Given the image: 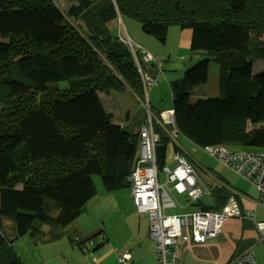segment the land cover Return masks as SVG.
I'll list each match as a JSON object with an SVG mask.
<instances>
[{
	"label": "trees",
	"instance_id": "trees-1",
	"mask_svg": "<svg viewBox=\"0 0 264 264\" xmlns=\"http://www.w3.org/2000/svg\"><path fill=\"white\" fill-rule=\"evenodd\" d=\"M70 1L62 11L53 0H0V264H23L13 248L21 238L59 239L53 229L72 224L97 196L95 176L106 193L131 189L140 130L116 124L99 94L127 88L144 102L148 78L138 72L140 47L112 32L116 19L137 20L161 43L172 25L191 32L190 52L203 60L170 83V131L202 150L264 149V126L256 127L264 122V71L253 72L264 57V0ZM211 61L218 96L194 99ZM155 132L171 143L157 124ZM200 181L214 205L198 200L199 210L219 211L234 196L223 182Z\"/></svg>",
	"mask_w": 264,
	"mask_h": 264
},
{
	"label": "crops",
	"instance_id": "crops-1",
	"mask_svg": "<svg viewBox=\"0 0 264 264\" xmlns=\"http://www.w3.org/2000/svg\"><path fill=\"white\" fill-rule=\"evenodd\" d=\"M182 34L184 41H182V47L179 49V52L181 55V51H184V55L181 57L187 55L188 47H190V44L188 46V42L185 40L191 41V32L189 34L186 33V35L185 33ZM136 40L138 41V37ZM149 44L151 45V43ZM137 46L157 59L158 63H161V67L164 66L162 63L164 62V57L157 50H148L140 42H137ZM198 57L201 58L200 56ZM142 67L144 77L148 79L156 78L158 80L157 87L146 89L145 97H151L152 94L154 97H159L157 100L159 105L152 104L150 101L149 104L153 112L157 114L158 112H163L164 110H161L160 98L168 96L166 84L170 88V83L174 80H169L171 78L165 75L169 71L168 69L165 71L164 67L166 68V66L163 67L164 72L160 76H157V72L161 68H158L157 65L144 63ZM169 67L174 69V65ZM165 80H167V83ZM207 85L193 88L190 91L193 96L192 98L206 97L209 94L208 89H206ZM101 99L104 106L109 107L107 110L113 114L116 124L120 126L129 125L132 129L140 130L144 123L143 116L141 115L144 109L140 98H136L140 103L138 110L129 108L127 103L121 101L119 97H101ZM172 107L169 109H172ZM249 128H252V126L249 125ZM184 139L186 138L184 137ZM186 140L189 141L188 139ZM176 145L179 146L181 153L188 158L196 174L202 181L209 178L213 181L215 180L217 183L222 184L223 182L225 184L236 196L242 214V218H228L224 222L222 233L217 238L209 240L204 244L188 247L182 241H178V248L175 251L176 264H232L237 257L248 251H253L259 264H264V245L259 242V235L254 221L246 216L249 211H253L256 220L264 222V206L256 205L254 202L256 198L235 189L220 174L208 169L200 171L196 163L186 155L183 146L179 142ZM233 173L235 174V172ZM202 186L206 188L203 182ZM206 190L209 192L207 188ZM123 193L118 192V208L111 209L110 207V210H106L103 208L105 206H102V200L108 198L105 194L109 193L98 191L97 196L87 204L85 212L78 219L65 228L53 229L52 232L54 234H61V237L57 240H52L49 235L39 239L24 237L17 240L18 242L16 243L19 244L21 252L15 248V244H13V248L20 261L23 264H91L90 257L92 254V256L97 258V264H118L119 257L124 252H129L133 264H161L159 256L155 251V243L149 235L148 216L139 214L136 210L131 198V189ZM202 196L199 199L200 201ZM184 198L186 199L184 206H181L177 202L178 205L168 210V213L184 214L199 210L200 207L195 205L199 201L194 205H188L189 199ZM97 209L100 212L96 216V220L99 221L100 218L106 217L105 221L102 222L103 227L97 226L96 220L92 218L93 212ZM114 214L117 215L116 218L112 216ZM99 233H102L99 238L85 242L87 238L97 236ZM102 238L105 239V245H100ZM75 239L85 243V247H88L90 253L89 256H86L77 247Z\"/></svg>",
	"mask_w": 264,
	"mask_h": 264
},
{
	"label": "built area",
	"instance_id": "built-area-1",
	"mask_svg": "<svg viewBox=\"0 0 264 264\" xmlns=\"http://www.w3.org/2000/svg\"><path fill=\"white\" fill-rule=\"evenodd\" d=\"M143 60L146 63H157V59L145 51ZM138 72L143 76L142 67ZM145 86L153 87L157 81L144 80ZM147 119L140 128V148L138 164L130 177L131 198L139 214L149 218V235L155 243V251L161 264H176L175 251L178 241L188 247L201 245L217 238L223 231L224 222L230 217L242 218L240 206L235 196L228 199L219 211L196 210L184 214H169L168 210L175 208L178 203L175 195L189 199L188 205H194L202 196V183L194 167L188 159L179 152L173 153L174 168L166 163L159 172L156 162V149L161 144L160 135L155 132V125L160 126L168 135L170 141L177 144V130H169L175 125L174 111L165 110L156 116L150 109L149 103L142 102ZM204 151L216 158L224 167L231 169L238 176L254 184L257 197L256 205L264 206V149H242L232 153L224 147H206ZM149 164L141 167L140 164ZM165 173V182H160L161 173ZM168 185H172L171 188ZM256 226L259 242L264 245V222L256 220L255 213L246 214ZM245 216V217H246ZM96 262V259H93ZM131 256L124 252L119 257V264H131ZM232 264H259L253 251H248L237 257Z\"/></svg>",
	"mask_w": 264,
	"mask_h": 264
},
{
	"label": "rangeland",
	"instance_id": "rangeland-1",
	"mask_svg": "<svg viewBox=\"0 0 264 264\" xmlns=\"http://www.w3.org/2000/svg\"><path fill=\"white\" fill-rule=\"evenodd\" d=\"M53 1L60 9H62V11H65L67 6L71 4L70 0H53ZM70 22L73 25H77V24H74L72 21ZM110 28L114 34L117 33L120 36H122V38L126 39L127 43L130 45V48L133 50L139 47L137 46V42L142 43L144 47L148 48V50H154V51L157 50L159 54H161L164 57V62L162 63L164 66H166V68L163 66L165 71H167V69L169 70L165 74L167 77L171 78L169 80H177V79L182 78L186 70L192 68L197 63H199L201 60H203V57L199 58L198 56H195V55L193 56L191 52L189 54L190 47H188L189 50L187 52V55L181 57L182 55H184V51H181V55L179 52V49L182 47V41H184V39L182 38L183 37L182 33H185V35L186 33L189 34L190 31L187 29L181 30L177 26H173V25L170 26L166 43H161L158 40H156L154 37L144 33L142 31L140 23L137 22V20L133 18L124 16L122 18L116 19V21L110 24ZM136 28H137V31H136ZM137 37H138V41L136 40ZM185 41L188 42V46H189L190 42L188 40H185ZM148 42L151 43V45ZM173 65H174V69L169 67ZM217 69H218V63L216 61H211L209 82L206 87V89H208L209 91L208 96H214V97L218 96V91H217L218 85H217V80H216ZM261 71H264V57H258L253 61V72L257 74ZM165 82L167 83V80H165ZM167 85L168 84H166V87L168 89V93H167L168 96L160 98L161 100L160 103L162 106L161 110H164V111L172 107L171 91ZM154 87H157V86H154ZM154 87H149L148 89L154 88ZM99 95H101V97H119L121 101H125L127 103L129 108L133 110L139 109L140 103L138 102L136 98H140V96L136 95L133 91L127 88H124L121 91H113V93L110 95H106L105 93H100ZM145 98H146L147 103H149L150 101L152 104L159 105V102H157L159 97H154L152 94L151 97H145ZM203 98H207V97H203ZM113 104H115V102H113ZM105 108L109 109V107L107 106ZM143 113H141V115ZM260 126H264V122H260L256 125L257 128H259ZM177 142H179L181 146H183V148L186 151V155L190 159H192L194 163H196L200 171L208 169L213 172H216L217 174H220L229 183V185H231L235 189L241 190L245 192L247 195L252 196L254 198L257 197L256 188L250 181L243 179L242 177L238 176L236 173L234 174L233 172H231L230 169L225 168L217 160H215L210 155H208L204 150H202L201 147L195 145L194 143L187 141L182 136H179ZM173 145L174 144L171 143L166 149V165L171 169H173L175 166L172 160V156L174 153ZM164 178H165V173L162 172L160 175L161 183L165 182ZM94 182H95V185L98 191H104L100 177L95 176ZM171 186L172 185H168L169 188H171ZM129 190L130 188H127V189L120 190L118 192L123 193ZM202 190L204 193L201 199L202 204H204L207 207H212L214 204L212 197L210 196L209 192L206 190L205 187H202ZM118 192L117 193L114 192V194H111V193L105 194L108 198L102 200V203H103L102 206H105L103 207L104 209L110 210V207L111 209L118 208V205H119V200L117 198V195H119ZM175 200L181 206H184L186 204V199L183 196H175ZM178 209H180V207H178ZM98 210L99 209L93 212L92 218H94V220H96V216L100 212V211L98 212ZM112 216L116 218L117 215L114 214ZM105 219L106 217L102 219L100 218L99 221L96 220L97 222L96 225L103 227L102 222H104ZM16 242L14 243L15 248L19 250V252H21V249L19 248V244ZM79 242L80 241L75 239L76 244ZM85 248L86 249L84 250L83 253L86 256H89L90 253L88 251V247L86 246Z\"/></svg>",
	"mask_w": 264,
	"mask_h": 264
},
{
	"label": "water",
	"instance_id": "water-1",
	"mask_svg": "<svg viewBox=\"0 0 264 264\" xmlns=\"http://www.w3.org/2000/svg\"><path fill=\"white\" fill-rule=\"evenodd\" d=\"M165 157H166V146L161 144L156 149V162L158 166L159 172L163 170V166L165 164ZM141 167H149V164L143 163L140 164Z\"/></svg>",
	"mask_w": 264,
	"mask_h": 264
},
{
	"label": "clouds",
	"instance_id": "clouds-1",
	"mask_svg": "<svg viewBox=\"0 0 264 264\" xmlns=\"http://www.w3.org/2000/svg\"><path fill=\"white\" fill-rule=\"evenodd\" d=\"M140 50H142V49H140ZM143 51V50H142ZM141 54H142V52H141ZM144 63H146V62H144ZM146 64H153V63H146ZM142 69H143V67H142ZM142 76V75H141ZM145 84V83H144ZM146 87V86H145ZM146 89H147V87H146ZM178 140V139H177ZM161 145V144H160ZM183 155V154H182ZM185 156V155H184ZM186 157V156H185ZM187 158V157H186ZM188 159V158H187ZM165 160H166V157H165ZM189 161V160H188ZM191 164V163H190ZM192 165V164H191ZM193 166V165H192Z\"/></svg>",
	"mask_w": 264,
	"mask_h": 264
}]
</instances>
